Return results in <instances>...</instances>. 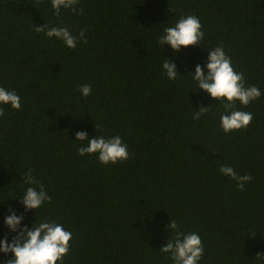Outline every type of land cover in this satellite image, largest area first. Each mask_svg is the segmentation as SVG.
<instances>
[{
	"label": "trees",
	"instance_id": "trees-1",
	"mask_svg": "<svg viewBox=\"0 0 264 264\" xmlns=\"http://www.w3.org/2000/svg\"><path fill=\"white\" fill-rule=\"evenodd\" d=\"M78 15L51 0H0V87L21 108L0 104V239L21 227L55 220L72 233L63 264H173L159 249L178 230L197 233L198 264H264V0H78ZM199 18V45L174 54L158 39L182 17ZM84 30L87 43L68 48L37 25ZM223 46L245 86L261 97L236 109L253 114L245 129L225 133L222 104L189 76ZM176 65L169 80L165 60ZM92 93L82 96L81 85ZM208 107L194 120L193 114ZM88 138L119 136L129 158L101 164L78 154ZM232 167L252 180L237 190L222 174ZM31 175L51 200L25 211ZM11 253L0 252V264ZM60 264V262H57Z\"/></svg>",
	"mask_w": 264,
	"mask_h": 264
},
{
	"label": "clouds",
	"instance_id": "clouds-1",
	"mask_svg": "<svg viewBox=\"0 0 264 264\" xmlns=\"http://www.w3.org/2000/svg\"><path fill=\"white\" fill-rule=\"evenodd\" d=\"M78 0H51V8L54 14L59 15L61 8L70 9L78 15L83 14V9L73 7ZM202 25L198 17L188 15L180 18L175 26L165 27L163 35L159 37L158 43L162 46L167 44L175 54L182 46L199 45L203 39L204 33L201 30ZM36 32H43L45 36L55 37L61 40L68 48H76L77 40L87 43L84 30L81 29L78 36L73 35L66 27H51L47 25H37L34 29ZM207 72L196 65L194 73L189 76L196 82V89L204 90L210 97L216 98L224 109L220 115L219 126L225 133L245 129L253 120L251 112L236 109V103L247 106L251 102L261 97V91L256 86H245L244 74L234 70L231 57L225 54L223 46H217L208 51L207 61L205 64ZM162 68L169 80H175L177 77L176 65L165 60ZM79 91L82 96H89L92 93L90 85H81ZM0 104L10 105L13 109L21 108L20 97L16 92L8 91L0 87ZM208 107H201L194 112L193 119L198 120L202 115L206 114ZM4 115V109L0 108V116ZM78 141L87 140V146L78 148V154H98L97 159L101 164H117L120 161H126L129 158L127 145L122 143L121 138L112 136L105 138L104 136H93L88 138L86 133L77 132L76 139ZM219 171L236 181L237 190H243L246 182L253 179L251 175L240 176L229 166H221ZM32 170L29 169L23 177L24 183L30 185L21 196V203L25 211L28 209H37L45 202L51 200L42 184L38 188L32 187L38 182L31 175ZM22 215L15 213L6 215L4 223L8 229L15 232L11 242H8L7 235L0 239V252L12 256L5 264H63L64 257L69 254L72 233L64 229L62 224H58L55 220L45 219L44 222L36 226L21 227ZM169 229L175 233L171 240L162 246L159 250L163 253L170 254L173 264H198L204 255V247L200 236L195 232L185 233L178 230L175 220H171L168 224ZM264 259V256H258Z\"/></svg>",
	"mask_w": 264,
	"mask_h": 264
}]
</instances>
